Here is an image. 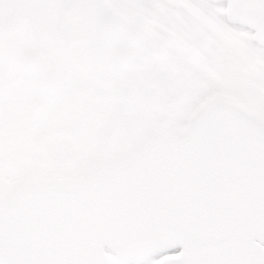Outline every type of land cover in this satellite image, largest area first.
<instances>
[{
	"label": "snow or ice",
	"instance_id": "snow-or-ice-1",
	"mask_svg": "<svg viewBox=\"0 0 264 264\" xmlns=\"http://www.w3.org/2000/svg\"><path fill=\"white\" fill-rule=\"evenodd\" d=\"M0 264H264V0H0Z\"/></svg>",
	"mask_w": 264,
	"mask_h": 264
}]
</instances>
